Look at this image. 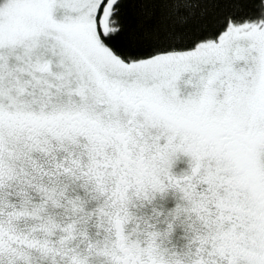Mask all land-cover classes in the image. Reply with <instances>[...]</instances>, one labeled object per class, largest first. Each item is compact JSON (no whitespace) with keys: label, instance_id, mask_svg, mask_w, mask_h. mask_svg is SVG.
Here are the masks:
<instances>
[{"label":"snow or ice","instance_id":"6c2138e0","mask_svg":"<svg viewBox=\"0 0 264 264\" xmlns=\"http://www.w3.org/2000/svg\"><path fill=\"white\" fill-rule=\"evenodd\" d=\"M0 264H264V0H0Z\"/></svg>","mask_w":264,"mask_h":264}]
</instances>
